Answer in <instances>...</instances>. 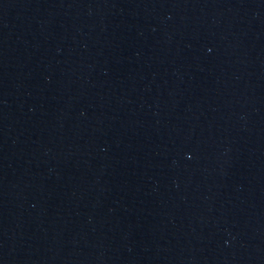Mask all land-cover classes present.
Listing matches in <instances>:
<instances>
[{
	"label": "water",
	"instance_id": "obj_1",
	"mask_svg": "<svg viewBox=\"0 0 264 264\" xmlns=\"http://www.w3.org/2000/svg\"><path fill=\"white\" fill-rule=\"evenodd\" d=\"M0 264H264V0H0Z\"/></svg>",
	"mask_w": 264,
	"mask_h": 264
}]
</instances>
